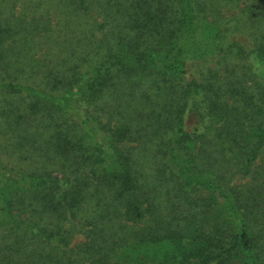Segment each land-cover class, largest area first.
<instances>
[{
	"label": "trees",
	"instance_id": "1",
	"mask_svg": "<svg viewBox=\"0 0 264 264\" xmlns=\"http://www.w3.org/2000/svg\"><path fill=\"white\" fill-rule=\"evenodd\" d=\"M0 264H264V0H0Z\"/></svg>",
	"mask_w": 264,
	"mask_h": 264
}]
</instances>
